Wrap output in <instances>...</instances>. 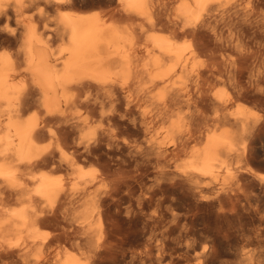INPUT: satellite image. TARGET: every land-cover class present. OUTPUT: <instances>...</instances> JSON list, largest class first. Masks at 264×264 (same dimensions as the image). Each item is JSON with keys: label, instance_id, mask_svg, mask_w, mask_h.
<instances>
[{"label": "bare ground", "instance_id": "obj_1", "mask_svg": "<svg viewBox=\"0 0 264 264\" xmlns=\"http://www.w3.org/2000/svg\"><path fill=\"white\" fill-rule=\"evenodd\" d=\"M115 1V10L99 12L73 9V0H0V33L6 36L0 46L10 38L18 42L12 52L0 50V264H264V248L252 247L255 243L240 248L236 261H225L215 245L206 249L198 243L200 230L195 234L188 220L176 233L181 217L163 189H186L198 197L199 206H212L217 213L228 202L249 203L253 194L246 189L248 182L264 190V173L250 166L260 153L254 141L264 127V0ZM50 7L61 12L49 25L45 10ZM118 16L129 23L119 26ZM9 21L15 27L8 28ZM51 38L60 40L58 51L52 50ZM25 76L29 89L19 83ZM175 76L184 79L179 86ZM214 81L228 84L231 91L217 88L209 95ZM92 89L105 92L109 110L99 105V94L92 100ZM35 92L44 118L24 117ZM245 98L258 102L263 112L244 104ZM231 100L238 103L228 112L225 106ZM183 106L189 111L184 117ZM48 120L76 134L90 121L104 122L101 135L91 143L82 144L80 135L67 143L84 158L104 146V171L90 175L76 165L78 158L76 162L73 157L76 163L67 159L75 180L69 187L61 175L33 171L54 164L53 153L39 142ZM129 158L132 169L127 168ZM96 179L107 182L100 198L106 201L103 224L92 222L95 201L81 217L66 215L69 218H61L62 207L50 204L45 210L40 205L58 196L71 204L72 197L81 194V184ZM14 196L22 203L8 206ZM156 196L158 208L149 213L146 208ZM163 204L170 216L159 208ZM255 209L260 211L257 205ZM258 216L264 223V213ZM256 234L264 245V228ZM61 242L74 250L61 255ZM178 250L182 252L173 257ZM32 251L37 255L29 259Z\"/></svg>", "mask_w": 264, "mask_h": 264}, {"label": "rangeland", "instance_id": "obj_2", "mask_svg": "<svg viewBox=\"0 0 264 264\" xmlns=\"http://www.w3.org/2000/svg\"><path fill=\"white\" fill-rule=\"evenodd\" d=\"M74 1V3L72 2V4H73V6H72V8L73 9H76V10H81V11H92V10H96V11H99V12H102V10H104V12L105 11H111V10H115L116 9V6H117V3H116V1L114 0H73ZM76 2V3H75ZM93 2V3H92ZM89 3H91V5L89 4ZM76 4V5H75ZM99 4V5H98ZM175 4L176 3H174V4H172L171 5V7H173L174 8V6H175ZM109 8V9H108ZM173 8H171V10L173 9ZM54 8H47V10H45V12H46V14H47V16H48V19H47V22H48V24L50 25L51 23H52V20L53 19H55L57 16H58V14H59V12H61V11H59V10H56V9H54ZM106 9V10H105ZM50 10V11H49ZM101 10V11H100ZM118 17H119V20L120 21H118ZM116 19V23H118L119 24V26H124V25H126V24H128L129 22L128 21H126V20H124V19H122V21H121V19H120V16H118ZM52 19V20H51ZM124 22H125V24H124ZM121 23V24H120ZM7 26H8V28H13V27H15V24H14V22L13 21H9L8 23H7ZM234 31H232V34L231 33H228L230 36H234L235 37V34L233 33ZM227 32L225 31V34H226ZM0 36H2V37H0L1 38V42L3 41V40H5L4 38L6 37L5 36V34H4V32L2 31L1 33H0ZM4 37V38H3ZM11 40H7L6 42L4 41L3 43H1V46H2V44L3 45H5V46H2V48H1V46H0V50L1 51H7V52H10V50H11V52L13 51V50H15L16 48H17V45H18V42H16V40L15 39H12V38H10ZM56 38H51V41H52V43L53 42H57V44L55 45V43H53L54 45L52 46L51 44V41H50V46H51V48H52V50H55V51H58L59 50V48H60V46L61 45H59V44H61V42H60V40H57L56 39V41H54ZM13 40H15L14 42H12ZM10 41V42H9ZM9 42V43H8ZM11 44V45H7V44ZM13 43V44H12ZM14 44H16V46H14ZM7 47H11V48H7ZM14 47H15V49H14ZM3 48H5V50L3 49ZM206 57L205 56H203V60L205 59ZM22 79H24V82L22 81ZM27 80V81H26ZM29 79H27V77L25 76V77H22V78H19V83L21 82V84L23 85V88H25V89H29L31 86H30V80L28 81ZM174 80L177 82L176 83V85L177 86H179L180 84H181V82L184 80L182 77H179V76H175L174 77ZM181 80V81H180ZM26 81V82H25ZM179 82V83H178ZM26 84H27V86H26ZM217 84V86L215 87V85ZM223 84H225V85H223ZM223 85V86H222ZM220 86V87H219ZM29 87V88H28ZM217 88L218 89H223V91H225V89L227 88V90L225 91V92H230L231 91V88H230V86L227 84L226 85V83H219V82H216L215 83V81L214 82H211L210 84H209V86H208V90H207V92H208V94L210 95V94H212L213 93V91H216L217 90ZM225 88V89H224ZM214 89V90H213ZM95 89H92V91H89L90 93H89V95H90V97L92 98V100H93V98H95V96L97 95V94H99L97 97H96V100H98V103L101 101V100H103L99 105L100 106H102L103 108L102 109H104V108H106V110H109V108H110V103H109V99L107 98V95L106 94H104L105 92L104 91H98V92H96V90L94 91ZM211 90H213V91H211ZM94 91V92H93ZM101 92V93H100ZM34 96L32 97V99H31V101L33 102H29L28 103V105L30 104L31 105V103H32V106H31V108H30V106H28L27 104L25 105L26 106V108L24 109V110H26V112L25 113H23L24 115V117H26V116H29V115H32V114H37L36 116L37 117H39V119L40 118H44L45 117V113L43 112V109L42 110H40L41 109V104L39 103V101H36L35 100V98L38 100V94L35 92L34 94H33ZM101 97V99L99 100V98ZM247 99V100H246ZM242 101H244V104H246V105H251V107L253 108V109H255V110H257V111H259V112H263L261 109L263 108H260L259 107V103L258 102H254V101H252L251 99H249V98H245V100L244 99H241ZM240 100V102H242ZM251 100V101H250ZM35 101V102H34ZM234 101H230V103L229 102H227L226 103V106H225V110L226 111H228V112H230V111H232V110H234L235 109V107H236V105H237V103L238 102H236L235 104L233 103ZM37 103H39L40 104V106H39V104H37ZM104 103H105V106H103L104 105ZM146 103V104H145ZM143 105H145V106H150V102H145ZM243 103V102H242ZM107 104V105H106ZM148 104V105H147ZM231 104V105H230ZM252 104H255V105H252ZM33 105H35V106H33ZM227 105H229V107L227 106ZM231 106V107H230ZM256 106V107H255ZM234 107V108H233ZM260 109H259V108ZM28 108H30V109H28ZM183 108H185V109H182L181 111H183V112H181L180 114L184 117V115L186 116V113H188L189 111L188 110H186V107H184L183 106ZM230 109V110H229ZM105 110V109H104ZM186 110V111H185ZM184 114V115H183ZM23 117V118H24ZM53 120V119H52ZM52 120L50 121V120H48V121H46V127H45V129H44V131L40 134V136L39 137H41L40 139L42 140H40L39 138V142L41 143V146L42 147H44L45 148V150H46V152L47 151H51L52 153H53V155H54V159H53V161H54V167H55V169H54V167H53V165H46V164H41V165H39L38 167H36V168H34L33 169V171L35 170V172L37 171V172H41V171H47V172H50V173H52V175L55 177H58L59 178V175H61L60 177H61V179H62V183H64V186L65 187H69V186H71V183H73L75 180H74V175L72 174V170H71V168L70 167H66V162L68 161V160H73V162H77L78 161V159H79V161L78 162H80V163H76V165L77 166H80V168H82V170H84L85 172H90V175L91 174H93V175H96V176H99L100 174H101V172L102 171H104V169H105V164H106V160H107V158H106V155H105V157H104V155L103 154H105V149L103 148L104 146H101V148H100V150H98L97 152L100 154V153H102V159L104 160V158H105V160L103 161V160H101V159H99V158H101V154L99 155L97 152H95V154H85V156H86V158H84V154L83 155H81L80 153L78 154V153H76L75 151H74V149H73V145H71L72 146V148H70L71 146H68L67 145V143L68 142H70V143H72L73 144V142H74V140H75V138H77L79 135L80 136H83V143L82 144H85V143H87V142H89V143H91L92 142V140H94V139H97L98 137H99V135H101V132L102 131H100V129L101 130H103V128H105V125H103V124H105L104 122L103 123H101L99 120H93V121H95V122H92V121H90L89 122V125L87 126H84V128H85V130L83 131V129L81 130V131H78L79 133H74V132H70V130H68L67 128H65L64 126H59L58 125V122H56L55 120H54V122H52ZM185 120V119H184ZM56 122V123H55ZM49 123V124H48ZM55 124V125H53V124ZM56 124H57V126H56ZM53 125V126H52ZM100 125V126H99ZM55 126V127H54ZM102 126H104V127H102ZM218 126V125H217ZM50 127V128H49ZM53 127V128H52ZM100 127V128H99ZM102 127V128H101ZM55 128V129H54ZM218 129H220L221 127H217ZM50 129H52V131L50 130ZM98 129V130H97ZM61 130V131H60ZM65 130V131H64ZM51 131V132H50ZM83 131V132H82ZM97 131L99 132V133H97ZM262 131V132H261ZM260 132H259V135H257V138H255L256 140L254 141V146L256 147V148H258L259 150H260V153L258 154V157H256L255 158V160L253 159L251 162H250V166L252 167V168H254V170L256 169V170H258V171H261V172H263L264 173V127H263V129L261 130ZM46 132V133H45ZM49 133V134H48ZM65 133V134H64ZM81 133V134H80ZM260 133H262V135L260 134ZM68 134V135H67ZM73 135V136H71V135ZM99 134V135H98ZM73 138H71L70 136ZM51 136V137H50ZM260 136V137H259ZM53 137V138H52ZM44 138V139H43ZM58 138V139H57ZM89 138V139H88ZM60 139V140H59ZM60 141V145L61 146H59V144H58V142ZM62 140V141H61ZM38 141V140H37ZM66 141V142H65ZM50 142H51V144H50ZM61 142H63L62 144H61ZM66 144H65V143ZM257 142V143H256ZM69 144V143H68ZM81 144V145H82ZM193 144L195 145V146H197V145H199L200 144V141L199 142H192V143H190V145H189V149L191 148V147H193ZM259 146H258V145ZM66 145V146H65ZM102 145V144H101ZM57 146V147H56ZM65 146V147H64ZM61 147H63V148H61ZM67 147V148H66ZM59 148V149H58ZM72 149H73V151H72ZM53 150H55L56 152H54ZM67 150V151H66ZM102 151V152H101ZM262 151V152H261ZM71 152H75V154H77V155H75V154H73V153H71ZM60 153V154H59ZM262 153V156H260V154ZM74 156H73V155ZM62 155V156H61ZM91 155V156H90ZM97 155V156H96ZM60 156V157H59ZM78 156V157H77ZM80 156V157H79ZM83 156V157H82ZM90 156V157H89ZM64 157V158H63ZM73 157H75L77 160H75V158H73ZM88 157H89V159H88ZM92 157V158H91ZM96 157V158H95ZM99 157V158H98ZM182 157H184V156H182ZM63 158V159H62ZM84 158V159H83ZM59 159V160H58ZM68 159V160H67ZM94 159V160H93ZM96 159H97V161H96ZM256 159H258L257 161H256ZM60 160H61V162H60ZM75 160V161H74ZM90 160V161H89ZM128 160V159H127ZM131 162L132 160L129 158V160H128V162ZM58 162H60V164L58 163ZM92 162H93V164H92ZM129 162V163H130ZM253 162V163H252ZM58 163V164H57ZM62 163H64V165L62 164ZM105 163V164H104ZM129 163H127V168H133V161L130 163V165H128ZM57 165H59V166H57ZM82 165V166H81ZM84 165V166H83ZM97 165V166H96ZM130 166V167H129ZM46 167V168H45ZM131 168V169H132ZM39 169V170H38ZM42 169V170H41ZM45 169H47V170H45ZM54 169V170H53ZM63 169H65L64 171H62ZM69 169V170H68ZM100 169V170H99ZM55 170H56V173H55ZM92 170H94V172L92 171ZM102 170V171H101ZM65 171H67V173H68V175H67V173L65 174ZM36 172V173H37ZM53 172L55 173V174H53ZM92 172V173H91ZM95 172H97V173H95ZM99 172H100V174H99ZM60 173V174H59ZM65 175H66V177H65ZM68 176V177H67ZM63 177H64V179H63ZM69 178V179H68ZM225 178H227L226 176H225ZM225 178L223 177V179L222 180H225ZM230 179V178H229ZM228 178L225 180V181H228L229 180ZM256 180H258L257 178H255ZM68 180V181H67ZM69 180H71V182L69 181ZM97 180V182H94V181H96ZM96 180H94V181H92L91 182V184L93 183V185H91V184H81V186L83 187V188H80V191H81V194H79L80 192L78 191L77 192V195H74L73 197H72V201L70 202L71 204H69V202L67 201V200H64V201H62L63 199L62 198H60L59 196L57 197V198H55V200H54V202L52 201V203H50L49 202V204H48V202L47 201H41V203H40V205H41V207L43 208V209H49V207H50V204H53V205H55L57 208H61V210H59V214H60V216H61V218H69L70 217V215L72 216V217H81L82 216V211H84V209H85V207H87V204H88V206H89V204H92L94 201V203H96L95 205H96V208H95V210L93 211V215L91 216L92 217V222L95 224L96 223V225L98 224V223H101V224H103V222H105V210H104V207H105V204H106V201H104V199H100L102 196H103V191L107 188V186H105L106 184H107V182H105V181H101L100 179L98 180V179H96ZM231 180V179H230ZM99 181V182H98ZM26 182H28V181H26ZM70 184H69V183ZM147 182V185H148V180L146 181ZM248 182V181H247ZM247 182H246V184H247ZM249 183L250 182H248V184L246 185V187H248V188H250V189H248V188H246L247 189V191L248 190H250V191H252L251 192V194H253L252 196H251V200H249V203L250 202H252L251 203V205H250V207L248 208V206H249V203L246 201V202H243V204L244 203H246V205L244 204V206H243V204H241L242 203V201H244L243 199H241V203H240V201L239 202H236L235 203V205H233L231 202H228V203H226V205H224V209L222 210V211H220L219 213H217V209L216 208H213L212 206H208V205H201V206H199V204H198V201H197V199H198V197L197 196H195L193 193L191 194V192L190 191H186V189L184 190L183 188H180L181 190H179V189H177V188H179V186H174V187H168L167 185H164L163 186V189H164V187H165V195L169 198H172L173 199V202L175 203V205L176 206H178V207H174V210L175 211H173V212H175V213H177V214H179L180 215V217H181V221H180V223H179V225L176 227V233L178 232L177 230H179L180 228H181V225H182V223H183V221H187L188 222V225H189V222H190V227L192 226V229H193V231L195 232V234L197 233V232H199V230H200V232L202 233V234H204L205 236V239H202V238H204L203 237V235H200L199 233H197L195 236L197 237L196 239L198 240V243L200 244V245H203V246H205V248L206 249H210V247L212 246V245H215V246H213L214 247V249L216 250V248H217V252H220L219 253V257L222 259H224L225 261H232V259H234L233 261H236L237 259H238V256H239V253L242 251V250H240V248L242 249V247H247V246H250L251 244H253V243H255V244H253V245H251L252 247L254 246V245H256L257 244V247H258V249H263L264 248V245H263V243H262V239H263V237L261 238V236H258L256 233H257V230H260V229H262V228H264L263 226H264V223L262 222H260V220H259V216L258 217H256V215H262L263 213H264V211H262V209H263V207L264 206H262V204L264 205V200H263V196H264V192H261V190H263V187H261V186H259L258 188L260 189V191H258L259 189L258 188H254L255 189V191L257 192V193H255V191H253L254 189H253V187H252V185H253V183H252V181H251V183H250V186L252 187V190H251V187H249L248 185H249ZM68 184H69V186H68ZM84 185V186H83ZM168 188H167V187ZM79 187V186H78ZM30 188V187H29ZM176 189V190H174V189ZM169 190V191H167V190ZM183 189V190H182ZM257 189V190H256ZM94 191V192H93ZM179 191H180V193H181V191H182V193H183V191H186V192H184V194L185 193H187L186 195L188 196H186V195H181L180 193H179ZM264 191V190H263ZM261 193L260 195L261 196H259L260 197V199H259V197H258V195H259V193ZM89 193V194H88ZM254 193H255V195H256V199L254 198ZM96 194V195H95ZM170 194H172V195H170ZM82 195V196H81ZM174 195V196H173ZM178 195V196H177ZM180 195V196H179ZM158 196H160V194H158ZM158 196H156L155 198H153V199H149L151 202L149 203V206H147V208H146V210H148V209H150V210H148L147 212H152L153 210H156L157 208H158V206L156 207V205H157V202H158ZM15 197V196H14ZM95 199H94V198ZM177 197H179V200L177 199ZM182 197V198H181ZM197 199H196V198ZM261 197H263V198H261ZM79 198V199H78ZM100 200H99V199ZM147 198V197H146ZM181 198V199H180ZM194 198L196 199V201L194 200ZM253 198V199H252ZM14 199V200H13ZM59 199L61 200V201H59ZM148 199V198H147ZM177 199V200H176ZM59 202H58V201ZM75 200V201H74ZM193 200V201H192ZM254 200L256 201V205H257V209H259V206H260V211H256V205L255 204H253V202H254ZM260 200L261 201H263L262 203L260 202ZM11 204H9L8 206H12V205H19V204H21L22 203V200H19L18 199V196H16L15 198H12L11 200ZM12 201H16L17 202V204H14V202H12ZM98 201H99V203H101L102 205H100L103 209H101V207H100V209H98L99 208V204H98ZM48 204H46V203ZM64 202V203H63ZM78 202V203H77ZM81 202V203H80ZM103 202H104V204H103ZM154 202H156L155 204H154ZM176 202H177V204H176ZM259 202H260V204H259ZM13 203V204H12ZM58 203H60V204H58ZM62 203V204H61ZM153 203V204H152ZM166 204L168 203V202H165ZM194 203V204H193ZM240 203V204H239ZM248 203V204H247ZM258 203V204H257ZM63 204H66V206H70L69 208L68 207H65V205L64 206H60V205H63ZM69 204V205H68ZM82 204V205H81ZM228 204H230V205H232V208H231V206L229 207V205ZM81 205V206H80ZM104 205V206H103ZM255 205V206H254ZM154 206V207H153ZM166 205H164L163 204V206L161 205L159 208H161L163 211H164V213H165V215L166 216H168L169 215V212H168V210L167 209H165L166 207H165ZM196 206H198L197 208H196ZM228 206V207H227ZM233 206H234V208L235 209H233ZM239 206V207H238ZM181 207V208H180ZM193 209H192V208ZM212 207V208H211ZM237 207V208H236ZM242 207V208H241ZM255 207V208H254ZM154 208V209H153ZM177 208V209H176ZM189 208V209H188ZM203 208V209H202ZM232 210H231V209ZM245 208V209H244ZM251 208V209H250ZM71 209V210H70ZM80 209V210H79ZM216 209V210H215ZM230 211H229V210ZM241 209V210H240ZM63 210H64V212H63ZM98 210H99V212H98ZM194 210V211H193ZM213 210H215V212L213 211ZM234 210H235V212H236V214H235V212H234ZM237 210V211H236ZM247 212H246V211ZM251 210H253V212L251 211ZM264 210V209H263ZM70 211V212H69ZM97 213H96V212ZM103 211H104V213H103ZM211 211V212H210ZM233 211V212H232ZM245 211V212H244ZM249 211V212H248ZM67 212V213H66ZM80 212V213H79ZM223 213V216H222V213ZM259 214H258V213ZM263 212V213H262ZM76 213V214H75ZM158 213V210H157V212L155 213V214H157ZM168 215H167V214ZM231 213V214H230ZM232 213H234V214H232ZM254 213V214H253ZM68 214H70V215H68ZM75 214V215H74ZM81 214V215H80ZM104 215V216H102V215ZM218 214H219V216H218ZM243 214V215H242ZM249 214V215H248ZM66 215H68L67 217H66ZM183 215V216H182ZM218 217H217V216ZM225 215V216H224ZM63 216H65V217H63ZM99 216H100V218H99ZM170 216V215H169ZM248 216V217H247ZM185 217V218H184ZM221 217V218H220ZM100 219V220H96V219ZM216 218V219H215ZM253 218V219H252ZM258 218V219H257ZM103 219H104V221H103ZM191 219H193V220H195V222L193 221V220H191ZM142 220V219H141ZM141 220H140V224H139V226H141ZM259 220V221H258ZM99 221H101V222H99ZM191 223H193L192 225H191ZM181 224V225H180ZM195 224V225H194ZM263 225V226H260V225ZM172 225V224H171ZM172 226H174V225H172ZM204 226H206V227H204ZM223 226V227H222ZM260 226V227H259ZM52 226H49V225H44L42 228L43 229H45V230H50V231H53V227L51 228ZM204 227V228H203ZM258 227V228H257ZM262 227V228H261ZM211 229V230H209V229ZM255 228V229H254ZM207 229V230H206ZM138 230V229H137ZM197 231V232H196ZM214 231H216V232H214ZM254 231V232H253ZM174 232V234H176ZM206 232H208V233H206ZM211 235H210V234ZM214 234H216V237L214 236ZM138 235H139V237L141 236V234L140 233H138ZM207 235V236H206ZM225 235V236H224ZM254 235V236H253ZM257 235V236H256ZM175 236V235H174ZM198 236L200 237V236H202V238L200 237V238H198ZM210 236H211V238H210ZM214 237L216 238V239H214ZM170 238H171V236H170ZM242 238V239H241ZM201 241H200V240ZM210 239V240H209ZM259 240L258 241V243H256V241L257 240ZM213 240H215V241H213ZM244 240V241H243ZM200 241V242H199ZM230 241V242H229ZM249 241H250V243H249ZM203 242V243H202ZM214 242V243H213ZM216 242V243H215ZM226 242H228V243H226ZM244 242H245V244H244ZM238 243V244H237ZM242 243V244H241ZM231 244V245H230ZM261 244V245H260ZM60 245L62 246L61 248H60ZM59 245V253H61V255H63V253L64 252H66V251H73L74 250V248L72 249V247H69V246H71L70 244L68 245V243L66 244V242H61V244ZM64 245V246H63ZM65 245L67 246V247H65ZM208 245V246H207ZM218 245V246H217ZM236 246V247H235ZM263 248H262V247ZM62 248H63V251H61L62 250ZM66 248V249H65ZM69 248H71V249H69ZM239 248V249H238ZM61 249V250H60ZM69 249V250H68ZM220 249V250H219ZM240 251V252H239ZM33 252V253H32ZM31 253H29V259H33V257L35 258L36 257V255H37V253H35V251H32ZM175 252H177V253H175ZM174 253H172V256L173 257H177V256H179V254H180V252H182V250H178V251H175ZM224 253V254H223ZM235 253H236V256H237V258H236V256H235ZM221 254V255H220ZM225 254H226V256H225ZM60 255V256H61ZM231 256V257H230ZM228 257H230V259H228ZM181 263H183V261H180ZM90 264H95L94 262H90Z\"/></svg>", "mask_w": 264, "mask_h": 264}]
</instances>
